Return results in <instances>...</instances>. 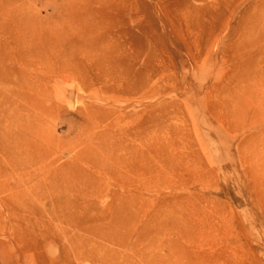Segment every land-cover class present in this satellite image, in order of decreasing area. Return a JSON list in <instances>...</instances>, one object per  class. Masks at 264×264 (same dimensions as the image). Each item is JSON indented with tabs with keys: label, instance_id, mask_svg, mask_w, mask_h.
Masks as SVG:
<instances>
[{
	"label": "rangeland",
	"instance_id": "374dc122",
	"mask_svg": "<svg viewBox=\"0 0 264 264\" xmlns=\"http://www.w3.org/2000/svg\"><path fill=\"white\" fill-rule=\"evenodd\" d=\"M98 1L0 0V109L34 81L11 41L22 16H105L96 45L131 87L99 105L131 116L94 170L79 153L96 141L76 137L92 89L70 81L44 156H0V264H264V1Z\"/></svg>",
	"mask_w": 264,
	"mask_h": 264
},
{
	"label": "bare ground",
	"instance_id": "6f19581e",
	"mask_svg": "<svg viewBox=\"0 0 264 264\" xmlns=\"http://www.w3.org/2000/svg\"><path fill=\"white\" fill-rule=\"evenodd\" d=\"M97 3L102 11H113L111 0H99ZM259 6L251 12L260 16L264 8ZM22 18L18 19V33L10 39L12 38L13 49L15 53H19L21 61L24 64L28 61L34 81H31L33 85L22 84L25 90L12 93L11 100L7 95L3 98V107L0 109V156L14 171L20 169V160L31 163L34 156H44L43 150L50 143L45 118L60 110V102L67 101L66 92L60 85L70 81L77 84L78 90L92 89L89 96L91 104L84 106V114L78 112L79 116L83 115V123L76 132V137L96 141V144H81L83 150L79 153L83 163L94 170L97 165H103V159L98 154L104 152L102 147L107 139V130L121 121L120 116H131V113L113 106L115 109H112V115L115 117L111 120L108 116L111 112H105L99 106H109L112 95L129 92L131 88L128 74L119 73L116 66L111 64L110 55L102 43L96 45L99 43L96 32L109 30L113 25L105 16L93 18L90 13L66 20ZM18 79L26 82L25 74ZM96 84L100 88L94 89ZM107 93H110V99L106 97ZM125 106H130L129 101ZM101 125L105 130L93 132ZM50 167L51 164L42 169L41 174H49ZM13 188L1 183L0 193Z\"/></svg>",
	"mask_w": 264,
	"mask_h": 264
}]
</instances>
